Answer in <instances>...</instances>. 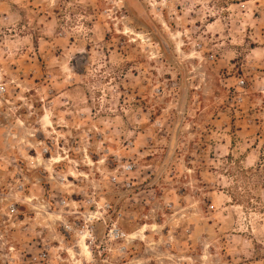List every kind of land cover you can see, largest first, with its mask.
I'll return each mask as SVG.
<instances>
[{
	"label": "rangeland",
	"instance_id": "rangeland-1",
	"mask_svg": "<svg viewBox=\"0 0 264 264\" xmlns=\"http://www.w3.org/2000/svg\"><path fill=\"white\" fill-rule=\"evenodd\" d=\"M0 84V264H264V0H0ZM53 196L124 207L129 255Z\"/></svg>",
	"mask_w": 264,
	"mask_h": 264
},
{
	"label": "built area",
	"instance_id": "built-area-1",
	"mask_svg": "<svg viewBox=\"0 0 264 264\" xmlns=\"http://www.w3.org/2000/svg\"><path fill=\"white\" fill-rule=\"evenodd\" d=\"M240 85H245V82L242 81ZM7 91V85L0 84V96H5ZM50 149L51 147L46 146V148L42 150V155H49ZM121 169L122 171L120 169L116 170V174L113 175L112 182L115 186L119 185L122 190H125L126 192H132L134 190L135 183L133 182L132 178L129 177V175L133 173L134 166L129 164L122 166ZM117 174H119V176H117ZM120 175L124 177L122 182L121 178H119ZM52 177L54 180H60L62 185H64L63 183L65 180L62 179V177H59L57 174L52 176L51 174V178ZM15 192L17 193L13 196L15 202H10V204L5 208V215L9 218L8 222H15L13 220H15V217L19 213L18 203H26L30 200L27 197H20V195L25 193V186L23 184L15 187ZM69 197L62 196L60 198H56V196H53L51 198L52 201L49 202V210H46L47 214H53L52 216L55 217V221L61 225L62 235H64V237H71L72 234L75 235V237H87V235L84 233L89 232L90 235L88 242L93 243L96 239L94 237V224L96 221L100 222L102 220L106 226L104 239L107 242H113L116 244L117 252L121 257L129 255V247H131L130 245L133 244V241L135 240V233H129L124 227L123 222L125 221V216L127 213L124 207H114L109 201L104 200V198L89 199L87 200V205H85V202V204L80 206L74 199L71 198L70 201ZM54 208L55 210H59V212H54ZM64 209L71 210L63 211ZM110 214L114 215V219H112L110 222H107L106 217L110 216ZM69 217L79 219V222L71 223ZM133 219L135 218L133 217ZM82 223L85 229H77L78 224ZM42 243L43 242L38 243L39 252L37 255L31 253L30 257V254H27L30 258L23 255V261L21 263L25 264L27 262L25 258H28V262L33 264H60L62 258L61 256L53 254L55 248H52L50 244H43L41 247ZM9 250L12 253L14 248H10ZM5 257H9V255Z\"/></svg>",
	"mask_w": 264,
	"mask_h": 264
},
{
	"label": "bare ground",
	"instance_id": "bare-ground-1",
	"mask_svg": "<svg viewBox=\"0 0 264 264\" xmlns=\"http://www.w3.org/2000/svg\"><path fill=\"white\" fill-rule=\"evenodd\" d=\"M58 162H61V161H58ZM151 227V226H150ZM154 230V229H153ZM145 231L146 228H145ZM142 233V232H141ZM145 233V232H144ZM82 240V239H81ZM85 238H83L82 241H80V244H79V248L81 249V251L86 255V256H89L90 255V250L88 248V245L84 242ZM78 249V248H77Z\"/></svg>",
	"mask_w": 264,
	"mask_h": 264
}]
</instances>
